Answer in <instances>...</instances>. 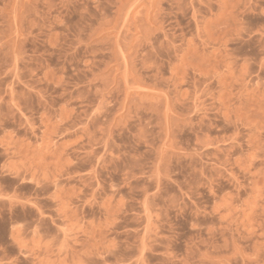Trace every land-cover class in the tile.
I'll return each instance as SVG.
<instances>
[{
  "label": "rangeland",
  "instance_id": "rangeland-1",
  "mask_svg": "<svg viewBox=\"0 0 264 264\" xmlns=\"http://www.w3.org/2000/svg\"><path fill=\"white\" fill-rule=\"evenodd\" d=\"M0 264H264V0H0Z\"/></svg>",
  "mask_w": 264,
  "mask_h": 264
}]
</instances>
